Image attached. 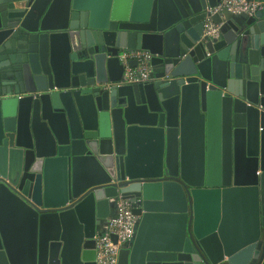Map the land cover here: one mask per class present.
I'll use <instances>...</instances> for the list:
<instances>
[{"label":"water","instance_id":"95a60500","mask_svg":"<svg viewBox=\"0 0 264 264\" xmlns=\"http://www.w3.org/2000/svg\"><path fill=\"white\" fill-rule=\"evenodd\" d=\"M217 3L0 0V264H96L112 199L117 264H264V11Z\"/></svg>","mask_w":264,"mask_h":264},{"label":"built area","instance_id":"2783aa9c","mask_svg":"<svg viewBox=\"0 0 264 264\" xmlns=\"http://www.w3.org/2000/svg\"><path fill=\"white\" fill-rule=\"evenodd\" d=\"M264 11V0H218L216 7L205 11L203 38L218 40L221 25H216L212 17L218 15L224 20L226 14L253 16ZM150 54L144 51L123 50L118 59L123 66V76L120 85L146 83L150 80ZM135 61L136 66L131 67L130 62ZM109 85H105L108 88ZM110 215L98 229L94 237L96 264H117L121 250L129 249L134 241L138 217L132 211L135 204L121 199L111 200ZM137 204V203H136ZM115 236L116 242H113Z\"/></svg>","mask_w":264,"mask_h":264},{"label":"crops","instance_id":"0c3cea01","mask_svg":"<svg viewBox=\"0 0 264 264\" xmlns=\"http://www.w3.org/2000/svg\"><path fill=\"white\" fill-rule=\"evenodd\" d=\"M262 192H263V194H264V181H263V189H262Z\"/></svg>","mask_w":264,"mask_h":264},{"label":"flooded vegetation","instance_id":"af4514ba","mask_svg":"<svg viewBox=\"0 0 264 264\" xmlns=\"http://www.w3.org/2000/svg\"><path fill=\"white\" fill-rule=\"evenodd\" d=\"M264 197V196H263Z\"/></svg>","mask_w":264,"mask_h":264}]
</instances>
